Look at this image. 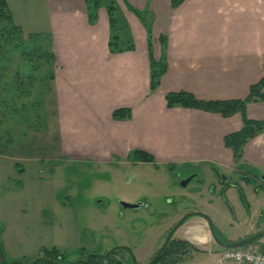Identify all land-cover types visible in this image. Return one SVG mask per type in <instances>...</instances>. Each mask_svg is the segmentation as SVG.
Instances as JSON below:
<instances>
[{
    "label": "crops",
    "instance_id": "0c3cea01",
    "mask_svg": "<svg viewBox=\"0 0 264 264\" xmlns=\"http://www.w3.org/2000/svg\"><path fill=\"white\" fill-rule=\"evenodd\" d=\"M115 1L118 18L126 24L122 40L131 42V51L108 50L106 10H98L92 25L85 0H5L14 24L24 34L46 35L54 56V79L45 95L46 131L0 151V237L10 258L23 256L13 240L35 233L32 217L41 210L36 184L43 176L57 175L65 160L97 167L122 159L136 165L127 157L140 150L153 157L156 169L159 164L175 170L189 163L235 169L223 138L241 129V116L168 109L164 96L186 92L205 101L244 99L249 87L264 77V0H185L175 9L170 0ZM148 41L152 58L166 66L155 92L149 88ZM119 108H128L130 118L113 120L111 114ZM245 114L263 121L264 102L248 103ZM242 162L264 171V132L243 147ZM15 167L24 168L35 181L29 204L9 184ZM198 220H189L184 224L189 228H179L174 236L206 247L208 226ZM262 246L261 252L264 242Z\"/></svg>",
    "mask_w": 264,
    "mask_h": 264
},
{
    "label": "rangeland",
    "instance_id": "374dc122",
    "mask_svg": "<svg viewBox=\"0 0 264 264\" xmlns=\"http://www.w3.org/2000/svg\"><path fill=\"white\" fill-rule=\"evenodd\" d=\"M31 34L23 33L24 38ZM21 64L18 55L11 57L3 83L10 84ZM26 139L21 143L27 142ZM5 149L8 148L0 147V151ZM50 165L58 166L55 162ZM213 168L210 164L189 163L169 171L163 164H159L156 169L151 164L131 165L122 159L117 162L114 160L111 165L97 167L84 161L65 160L59 165L57 175L51 179L43 176L38 181L40 184H36L41 210L32 217L35 233H28V238L27 234L13 242H18L23 255L21 257L29 258L36 257L38 250L43 248L73 251L83 247L89 252L104 254L115 246H125L131 250L137 264H147L161 247L168 231L186 213L208 216L221 241L236 242L264 229L259 219L261 208H264V182L260 181L261 175L257 179L250 176L247 181L236 169L219 168L215 171ZM24 170L15 167L9 184L12 188L17 186L15 195L23 203L29 204L30 189L35 181ZM215 172L220 173V181ZM194 174H197L196 177L186 187L180 186L182 181ZM224 179L228 182L224 188L237 185L238 189L231 186L222 195ZM255 186H258L257 191L254 190ZM53 193H56L55 198H52ZM120 202L142 203L144 207L122 209ZM27 213L28 216L31 214L29 210ZM189 220L199 221L196 216L188 218L186 222ZM69 222L73 224V229ZM184 224L179 231L189 228ZM30 229L29 225L27 230ZM2 230L4 225L0 224V232ZM78 232L80 238L77 237ZM177 236L173 239H177ZM0 240L2 242L1 237ZM209 240L206 247L193 245L198 251L190 254L184 264H214L222 248L211 237ZM13 242H10L9 247L13 246ZM263 242L264 239H261L248 249L262 251ZM122 253L118 258L126 259L127 253Z\"/></svg>",
    "mask_w": 264,
    "mask_h": 264
},
{
    "label": "trees",
    "instance_id": "16d2710c",
    "mask_svg": "<svg viewBox=\"0 0 264 264\" xmlns=\"http://www.w3.org/2000/svg\"><path fill=\"white\" fill-rule=\"evenodd\" d=\"M185 0H170L172 9L180 6ZM125 2V0H123ZM87 19L94 24L100 8L106 10L110 28L108 50L111 53H121L133 50V45L122 40V31L126 32V24L118 18L117 4L115 0H85ZM126 7L137 17L141 14L125 3ZM160 43L165 44V38L160 37ZM149 54V88L155 92L160 84V79L165 73L166 66L163 60L155 61ZM13 55H18L21 66L15 71L10 84L3 83L5 71ZM54 79V56L50 50V41L46 35L31 34L24 38L20 27L14 24L12 15L5 0H0V147H13L26 139L29 133L45 132L47 121L45 116V95L49 92ZM264 77L251 85L247 96L242 99L232 100H198L186 92L168 93L164 96L166 108H186L207 113H214L222 118L239 114L242 127L239 131L226 135L223 144L232 154L234 167L243 174V178L250 180L248 175L258 177V171L248 168L242 162L243 147L250 140L264 132V120H249L245 114L248 103L264 102ZM113 120H126L130 118L128 108H119L112 112ZM127 160L132 163L153 164L155 161L151 155L144 151H132ZM169 171L174 167L167 166ZM213 170L216 171L215 168ZM245 174H248L245 176ZM258 190V186L254 187ZM240 199L244 198L239 191ZM264 224V208L259 216ZM0 247L4 255L5 264H31L36 257H42L53 264H132L131 258H118L124 251H117L109 258L100 253L89 252L85 248H77L73 251H61L57 248L40 249L34 258L18 257L10 258L5 253L0 240ZM198 250L189 242L180 239H171L163 254L155 264H184L190 254ZM47 261H38L36 264H49ZM1 264V262H0Z\"/></svg>",
    "mask_w": 264,
    "mask_h": 264
},
{
    "label": "water",
    "instance_id": "95a60500",
    "mask_svg": "<svg viewBox=\"0 0 264 264\" xmlns=\"http://www.w3.org/2000/svg\"><path fill=\"white\" fill-rule=\"evenodd\" d=\"M192 177H189L188 179L182 181L180 183L181 187H186V185L189 183V181L191 180ZM260 180L264 181V176H260ZM225 181V180H223ZM120 207L122 209H139L141 207H143V204L141 203H136V204H127L124 202H120ZM192 216H196V217H200L202 219H204L208 225L209 228V234L212 238V240L214 241V243H216L219 247L223 248V249H233V248H238V247H242V246H246L249 245L255 241H257L258 239H262L264 238V231H260L257 232L249 237H245L239 241L236 242H225V241H220L219 237L216 235L215 232V228L210 220V218L202 213H187L185 215H183L178 222L172 227V229L168 232V234L166 235L161 247L158 249V251L156 252V254L153 256V258L147 263V264H155V262L159 259V257L163 254L164 250L166 249L168 243L170 242L172 235L174 234V232L184 224V222L192 217ZM117 251H126L130 254L131 257V263L132 264H137L136 260L131 252V250L125 246H118V247H114L112 248L109 252L106 253L105 257L108 258L110 255L114 254ZM38 261H47L42 257H38L35 260L32 261L31 264H36ZM0 262L1 264H5V260H4V255L2 253L1 247H0ZM49 264H53L51 261H47Z\"/></svg>",
    "mask_w": 264,
    "mask_h": 264
},
{
    "label": "built area",
    "instance_id": "2783aa9c",
    "mask_svg": "<svg viewBox=\"0 0 264 264\" xmlns=\"http://www.w3.org/2000/svg\"><path fill=\"white\" fill-rule=\"evenodd\" d=\"M214 264H264V252L244 248L222 250Z\"/></svg>",
    "mask_w": 264,
    "mask_h": 264
},
{
    "label": "flooded vegetation",
    "instance_id": "af4514ba",
    "mask_svg": "<svg viewBox=\"0 0 264 264\" xmlns=\"http://www.w3.org/2000/svg\"><path fill=\"white\" fill-rule=\"evenodd\" d=\"M195 175H197V174L190 175V176L192 177L191 180H192L194 177H196ZM190 176H189V177H190ZM218 177H219V181H220L221 176L218 175ZM186 179H188V178H186ZM186 179H185V180H186ZM191 180H190V181H191ZM190 181H189V182H190ZM179 228H180V227H179ZM179 228H178V229H179ZM178 229H177V230H178ZM177 230H176V231H177ZM169 231H170V230H169ZM169 231H168V232H169ZM176 231H175V232H176ZM175 232H174V234L172 235V238H171V239H173V237H174V235H175ZM167 234H168V233H167ZM167 234H166V235H167ZM166 235H165V237H166ZM165 237H164V239H165ZM163 241H164V240H163ZM115 247H117V246H115ZM109 251H110V250H109ZM157 251H158V250H157ZM107 252H108V251H107ZM107 252H106V253H107ZM106 253H104V254H100V255H102V256L105 257ZM126 253H127V256L130 257V254H129L128 252H126ZM155 254H156V253H155ZM155 254H154V255H155ZM154 255H153V256H154ZM110 256H111V255H110ZM153 256H152V258H153ZM105 258H106V257H105ZM108 258H109V257H108ZM130 258H131V257H130ZM152 258H151V259H152ZM151 259H150V260H151ZM150 260H149V261H150ZM149 261H148V262H149ZM148 262H147V263H148Z\"/></svg>",
    "mask_w": 264,
    "mask_h": 264
}]
</instances>
